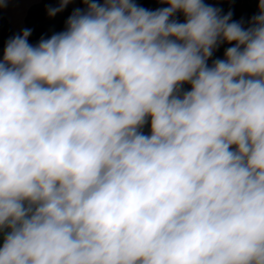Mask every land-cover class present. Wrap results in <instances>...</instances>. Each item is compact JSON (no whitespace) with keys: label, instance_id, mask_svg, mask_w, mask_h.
Returning a JSON list of instances; mask_svg holds the SVG:
<instances>
[{"label":"clouds","instance_id":"1","mask_svg":"<svg viewBox=\"0 0 264 264\" xmlns=\"http://www.w3.org/2000/svg\"><path fill=\"white\" fill-rule=\"evenodd\" d=\"M159 2L6 42L0 264H264V0Z\"/></svg>","mask_w":264,"mask_h":264},{"label":"trees","instance_id":"2","mask_svg":"<svg viewBox=\"0 0 264 264\" xmlns=\"http://www.w3.org/2000/svg\"><path fill=\"white\" fill-rule=\"evenodd\" d=\"M136 3L143 8L150 9L145 0H135ZM243 3L245 8H247L253 14H257V11L249 7L245 0H229L228 3H216V8L222 9L223 13L231 11L233 13L232 20H236V9L237 6ZM59 3L54 0H41L39 3L31 6L25 17L24 29H31L32 34L29 37V43L35 45L41 39V37L48 38L54 33L61 32L65 29V22L73 11L66 9L63 12L58 13L55 17H49L47 14V9L50 7H58ZM85 7V5H84ZM22 32V31H21ZM19 32V33H21ZM19 33H14L4 16L0 12V59H2L3 49L9 38L17 35ZM214 59H223L220 54V47L214 52L213 57L209 60L211 64ZM185 90H190V85H184ZM148 127L146 126L144 131L148 133Z\"/></svg>","mask_w":264,"mask_h":264},{"label":"crops","instance_id":"3","mask_svg":"<svg viewBox=\"0 0 264 264\" xmlns=\"http://www.w3.org/2000/svg\"><path fill=\"white\" fill-rule=\"evenodd\" d=\"M40 1L41 0H7V6L0 8V12L4 16L8 24L10 25L11 30L14 33H19L24 29L25 17L28 9L31 6L39 3ZM54 1L59 3V0H54ZM77 1L78 0H72V2L69 3L66 8L73 9L77 5L81 6V4H79V1L78 2ZM145 1L147 2V0ZM134 2L136 3L135 0ZM156 2L158 3L159 0H157Z\"/></svg>","mask_w":264,"mask_h":264},{"label":"rangeland","instance_id":"4","mask_svg":"<svg viewBox=\"0 0 264 264\" xmlns=\"http://www.w3.org/2000/svg\"><path fill=\"white\" fill-rule=\"evenodd\" d=\"M79 1V4L80 5H77L75 8L73 9H69V8H66V9H69L71 11L77 9V8H81L83 9L84 8V4L82 3V0H78ZM77 1V2H78ZM157 0H147L148 2V5L150 6L151 10H156L158 8H162V7H167L166 4H161V3H157L156 2ZM229 0H204V2L206 4H209L213 7H216V3H228ZM246 4L251 7L253 10L257 11L258 12V0H245ZM224 14V13H223ZM236 20L237 21H241L243 20L245 22V24H247V22L255 15L253 14L252 12H250L247 8H245V4L243 3H240L238 6H237V9H236ZM176 18L178 19L179 22H183L184 21V17H183V14L181 13H178ZM231 45H228V44H223L220 46V54L222 56V58L224 57V52L226 50L227 47H230Z\"/></svg>","mask_w":264,"mask_h":264}]
</instances>
